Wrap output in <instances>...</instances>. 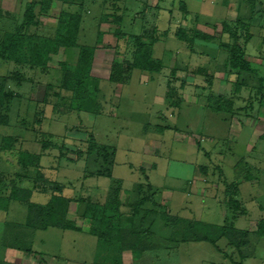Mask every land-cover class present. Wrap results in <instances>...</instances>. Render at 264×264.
<instances>
[{
    "label": "rangeland",
    "instance_id": "374dc122",
    "mask_svg": "<svg viewBox=\"0 0 264 264\" xmlns=\"http://www.w3.org/2000/svg\"><path fill=\"white\" fill-rule=\"evenodd\" d=\"M34 1L39 0H0V37L23 22L25 10L29 3ZM143 1L145 6L140 11V2ZM158 1L160 0H148V2L147 0H53L49 10L45 9L40 14L39 33L48 36L54 35L55 31L50 28L56 29L62 12L82 14L83 21L78 38L80 44L92 46L97 44L96 33L100 29L108 34L105 40L104 37L99 42L101 49L97 57H94L96 62L93 60L97 73L91 74V77L83 81H81L83 76L76 78L77 73L70 77L72 82L78 80V87L86 92V96L79 97L78 100L74 99L77 88L71 89V84L67 86L63 84L65 69L61 65L65 63L69 68H75L73 66L76 65L79 55L77 47L67 49L65 55H53L47 67L48 71L0 60V82L15 93L9 105V124L0 123V142L3 136H12L15 138L16 150L21 148L31 153L44 154L40 160V169L45 178L65 185L63 195L73 199L68 204L66 218L75 225L86 230L89 228L88 200L100 205L106 204L107 215H118L121 212L122 227L142 230L140 233L126 234L122 238L128 243L139 240L140 235L138 254L135 255L134 251L127 249H123L118 254L112 253L110 248L109 251L107 249L109 242L99 240L98 236L86 230L52 226L35 230L23 226L22 231L19 227L10 231V227L6 226L4 221L23 223L27 217V206L22 202L12 201L8 213L0 212L2 219L0 264H264V236L260 237L255 233L251 234L249 244L243 245L240 252L229 247L226 239L219 242L222 251L206 241L173 239L177 237L175 230L180 231L186 224L180 222L177 227L165 225L160 216L157 213L150 214L151 211L147 214V218H142L148 209L153 211L157 208L151 201H144L139 208L136 207L137 200L143 199V196L137 195V183L134 182L139 179L146 181L148 176L149 180L154 182L155 202L159 204L166 199V193L169 194L171 191H174L173 194L180 200L185 197L184 201L178 202L179 207L171 206L170 210L168 208L171 215L186 220H202L218 224L224 223L225 217H222V212L225 204L219 203L217 198L224 199L226 189H230L233 182H237L240 189L238 202L245 208L246 213L238 218H230L229 222L234 221L237 228L252 231L255 229V222L264 218V98L261 101L257 89L252 88L258 86L260 77L264 76V39H260L258 33L252 32L255 35L245 40V31L252 23L251 13L253 10H260L262 4L264 6V0H239L242 4L240 17L245 24L242 21L236 27L234 17L237 12L235 9L237 0H165L168 1L167 7L169 6L170 9L172 23L174 18L175 24H179L177 30L184 27V24L188 29L185 23L188 19L186 16L192 14L187 9L188 4L196 15L199 14L201 24L208 26L206 32L215 35L207 34L209 38L197 37L192 41L163 40L156 49L164 65L161 73L157 75L158 78L154 79L163 84L161 89L160 86L158 87V91L164 90L170 80L175 82L176 86L173 87L175 92L168 99V103L172 105L171 103H175L177 99L176 103L181 104L182 92L185 89L182 90L180 86L185 87L189 77H197L195 86H199L198 91H201V88L207 89L209 76L212 74L214 80L216 75L217 78L219 77L215 69L216 65L225 78H221L220 81L213 80L216 87L213 90L209 88L202 94L218 95L219 83L225 86L229 83L234 89L229 87V93L224 96L231 98L235 94V85L237 86L239 82L241 89L235 94L234 113L230 118L227 114L215 112L211 108L201 113L195 109L197 107L194 103L181 108L178 117L173 118V112H168L171 106L156 102L152 94L155 90H151V93L149 89L152 86L142 85L143 81L139 83L137 80L139 75H135L131 82L136 89L132 90L131 87L123 89L121 96L112 99L111 107L101 99L107 93L106 84L112 82L110 80L112 63L114 61L121 63L130 59L134 50V41L132 42L130 37L127 42L116 44L115 29L119 26L114 16L123 15L121 28L124 32L136 33L137 22L139 24L144 19L149 21L152 20L150 16L154 19L158 15L159 11L153 6ZM138 11L140 16L137 14ZM36 12H39L38 7ZM144 15L146 17H143ZM259 15L262 17L255 19V22L261 23L264 21V13ZM224 22L230 24L232 31L237 30V36H240L238 42L244 46L246 57L257 68V74L237 73L229 67V51L223 48L221 43H234L236 39L224 28ZM243 25H246L245 29L241 27ZM262 33L264 36V30ZM166 48L178 52L175 61H172L173 55L171 51H166ZM201 50L203 53L200 52ZM175 64L178 65L176 69H171ZM190 64L199 67L188 70ZM199 68H205L207 73H200ZM128 74L125 69L121 74V81H127ZM248 77L251 79L247 80ZM148 81V84L151 83L150 80ZM245 81L250 83L251 87L246 85ZM48 84L52 86L50 90L47 88ZM243 86L250 88L248 90ZM261 91L264 93L263 88ZM130 92L135 94L134 97ZM89 97L93 99L97 97V103L87 100ZM187 98L191 97L187 95ZM160 116L163 119H159ZM233 117L236 121L233 130L230 129L229 132L230 124L224 118L231 120ZM38 118H42L39 125L35 121ZM161 125H177L181 129L178 133L163 129L161 132L163 135L159 140L155 138L161 144L159 157L145 156L143 153L155 154L152 151L157 149L158 142L151 143L149 139L154 136L152 132L154 127ZM76 127L81 129L68 130ZM241 127L243 129L240 132ZM32 128H40L42 132L52 133L57 142H64L65 147L62 148L63 150L59 147L42 150L37 141L39 132L35 133ZM261 134L263 135L260 136ZM146 143L150 145L145 146ZM190 143L196 147V154L188 149ZM92 144H95L93 151L88 153V148ZM102 145L116 148L114 164L116 160L118 161L111 167L112 175L86 178L84 176L86 169L97 170L103 164L102 156L97 151V146ZM206 149L209 151V156L205 153ZM9 153V151H0V171L5 173L7 180H11L14 173L20 170L16 159ZM183 159H187L189 164H180ZM193 161L195 167H192ZM153 163L157 164L156 170L150 168ZM194 168H197L196 178ZM113 179H124L120 197L123 196L125 201L119 209L107 202ZM256 179L260 182L257 183ZM23 180L24 187L32 186V181L26 178ZM192 181L194 184L188 192H182V196L181 191H185L187 182ZM201 183H204L206 188H203ZM216 185L218 189L215 188ZM164 190L166 192H163ZM151 193L145 190V196ZM3 194L8 195V189H4ZM201 195L206 196L203 198L207 204L204 212L195 207L194 200L201 198ZM52 196L51 193L35 191L31 200L47 203ZM191 199L194 201L193 216L184 209L185 203ZM132 216H135V219ZM152 216H155L154 223L150 218ZM111 238L117 242L122 240L119 236H111ZM118 255L120 257H117ZM243 255L245 257H242Z\"/></svg>",
    "mask_w": 264,
    "mask_h": 264
},
{
    "label": "trees",
    "instance_id": "16d2710c",
    "mask_svg": "<svg viewBox=\"0 0 264 264\" xmlns=\"http://www.w3.org/2000/svg\"><path fill=\"white\" fill-rule=\"evenodd\" d=\"M53 0H39L29 3L27 9L24 13L23 22L14 30L5 32L2 37H0V60L13 61L17 64H25L35 68H42L48 71L47 67L50 65L52 56L57 54L62 48H75L79 49L78 60L74 69L69 68L65 63H61L62 67L65 69L63 73L64 85L69 84L71 89L77 88L75 100H78L79 97H85L86 92H83V89L78 87L77 81L72 82L70 80L71 76H74V73L78 75L76 78L81 77V81L85 78L91 77L92 74V65L93 60L96 54L97 47L99 42L103 39L104 32L102 30L97 31V44L95 45H85L78 42L80 29L82 26L83 16L80 13H70L62 12L58 19V24L55 29L53 36H48L42 33H39L38 28L41 25L40 14L46 10H49V7L52 6ZM38 7L39 12H36ZM117 15V16H116ZM114 20L118 23V28L115 29L116 44H121L123 41H128V38L133 42L134 41V50L132 52L131 58L125 61L112 63V71L110 75V80L113 82H119L122 79L121 74L126 71L130 73L134 69L147 70L149 72H159L163 69L164 65L161 59H158L154 56L153 45L158 41L159 36L156 35V31H149L148 34L143 33L142 35L138 34H129L122 30L123 15L116 14ZM243 20L240 18L236 20L234 26L241 24ZM236 24V25H235ZM243 24L245 22L243 21ZM224 28L231 32L232 37H234V43H221V46L229 51V61L228 65L232 70H236L237 73L245 74H257V68L254 67L251 61L246 57V51L244 46H242L238 39L240 36H237V30H233L230 27V24L224 22ZM246 26V25H245ZM244 25L241 26L245 29ZM178 37L181 40L192 41L197 37L200 38H209L210 36L204 33H201L195 29H186L185 27L180 28L178 31ZM190 33V34H189ZM155 34V35H154ZM246 41L250 38L249 29L245 31ZM131 42V43H132ZM176 69V68H175ZM174 69V70H175ZM198 71L202 74H206L207 70L205 68H199ZM232 73V71H231ZM66 78V79H65ZM251 79L250 77L247 80ZM214 80V76L211 74L209 76V86L211 87ZM260 83L258 86L252 87L257 89L260 94V100L263 101L264 93L261 91L264 90V76L260 77ZM80 81V80H79ZM70 82V83H68ZM244 84V82H243ZM246 85H249L245 81ZM251 87V84H250ZM48 90L52 88L51 84L47 85ZM241 89L240 83L237 82L235 85V94ZM47 91V89H46ZM174 88L170 87L168 92V99L174 94ZM235 94L233 97L228 98L224 95L210 94V108L223 112L230 116L234 113V101ZM15 93L13 90H10L4 83L0 82V123L9 124V105L13 101ZM169 101V100H167ZM8 102V105L6 106ZM252 104V102H249ZM174 104V103H173ZM253 105V104H252ZM2 106V107H1ZM6 108V109H5ZM74 108V107H73ZM5 109V110H4ZM42 118L35 119L37 124H41ZM33 129V128H32ZM81 129L80 127L69 128L68 130ZM39 132L38 142L41 145L42 150L64 148V142H57L53 137L52 133L42 132L40 128L33 129ZM92 137V136H91ZM15 138L12 136H3L0 142V151H9L15 159L17 164L20 167L22 172L16 171L11 180L5 178V173L0 171V212L8 213L10 210V204L12 201H19L24 203L27 206V217L23 223H17L15 221H4L6 226L10 227V231L19 227L20 229L25 227L33 229H47L48 227H58L61 229H73V230H86L81 226L75 225L70 219L66 218L68 204L72 201V198H68L63 195V190L65 185L54 180H50L44 177V173L40 169V160L42 158V153H31L28 150H23L19 148L16 150V145L14 143ZM95 144L90 145L88 148V153H91L92 148ZM63 150V149H62ZM98 153L102 156L103 164L100 165V169L97 170H85V177L90 176H111V167L114 164V156L116 155V148L113 146H97ZM29 179L32 181V186H21L23 179ZM250 179V177H249ZM122 180L113 179V182L109 189V195L107 198L108 203H112L116 206L117 209L124 205L122 198L120 197L122 188ZM136 193L137 195L143 196L139 198L136 203V207H140L144 201H151L152 204L157 208L156 210L148 209L146 214L142 216L145 218L149 211L150 214H156L160 216L162 222L165 225H172L177 227L178 223L184 222V225L181 230H175L177 237L173 239H180V241L194 240V241H206L211 243L217 250H221L219 242L222 239L227 240V245L233 249H236L240 252L243 245H248L250 236L252 233H255L257 236H264V218L256 222V228L254 230H246L237 228L233 222H229L230 218H238L242 214L246 213L245 208L241 206V203L238 202L239 195V184L233 182L230 189H226V197L222 202L225 204L226 216L224 218V223H208L202 220H186L176 215H171L166 206L155 202V193L154 187L151 184L149 177H146V181H140L136 184ZM8 189V195L3 194V190ZM145 190L152 192L150 195L145 196ZM37 192H46L51 193L53 196L51 200L47 203H38L32 201L33 193ZM75 199V198H74ZM88 216L87 222L89 228L86 231H89L90 234L99 237V240L103 242H109L107 249L112 250V253H120L123 249L132 250L134 254H138L141 241V236L139 235V240L133 242H125L122 238L126 234H131L135 232H142V230H134L132 227L125 228L120 225L121 221V212L118 215H107L106 213V204L100 205L97 202H92L88 200ZM164 209V210H163ZM167 209V210H166ZM239 209V210H238ZM133 217V216H132ZM155 216H152L151 220L154 223ZM123 218V216H122ZM147 218V217H146ZM150 218L148 219L150 222ZM135 219V216L133 217ZM0 220H2L0 218ZM132 223L134 221L132 220ZM152 227V226H151ZM184 229V230H183ZM179 231V232H178ZM116 233V234H114ZM119 233H121L119 235ZM181 234V235H180ZM122 235V236H121ZM179 235V238H178ZM111 236H119L122 240L117 242L111 238ZM176 241V240H175ZM123 242V243H122ZM110 246V247H109ZM135 254V255H136ZM120 255V254H119ZM117 257H120V256ZM229 256L228 254H226ZM241 257V256H240ZM242 257H245L243 255ZM241 257V258H242ZM232 259V258H231Z\"/></svg>",
    "mask_w": 264,
    "mask_h": 264
},
{
    "label": "crops",
    "instance_id": "0c3cea01",
    "mask_svg": "<svg viewBox=\"0 0 264 264\" xmlns=\"http://www.w3.org/2000/svg\"><path fill=\"white\" fill-rule=\"evenodd\" d=\"M260 1H262V0H260ZM147 2H148V0H147ZM144 3V1L143 2H140V5H141V7H140V11H142L141 10V8H144V6H145V4H143ZM158 3V4H157ZM156 3V5H153V6H156V8H155V10H158L159 11V13H158V15H156L155 16V18L153 19L151 16H150V18L152 19V20H143L142 22H139V24H138V22L136 23V26H135V29L137 30V32L136 33H131V34H138V35H142L143 33H145V34H148L149 33V31H152V30H155L156 31V35H158L159 36V39H158V41L153 45V52H154V56H157V57H159V55H158V53L159 52H156V49H157V47H158V45L160 44V43H162V41L164 40V41H167V40H175V39H179V37H178V30H177V28H178V25L177 24H175V21H174V18H173V23H172V19H171V13H170V9L167 7V4H168V1H158ZM262 3V2H261ZM236 7H235V9L237 10V12H236V15H235V17H234V19L235 20H238V19H240L241 17V2L239 1V0H237L236 1ZM187 6H188V10L190 11V13H192V14H189V13H187V14H189L188 16H186V17H188V19H186L185 20V23L187 24L186 25V27L189 29V30H191V29H195V30H198V31H200L201 33H206V34H210L211 36L213 35H215V34H213V33H209V32H206V30L208 29V26H204V25H202L201 24V21H200V17L198 16L199 14H197L196 15V13H194L193 12V10L190 8V6L187 4ZM191 9V10H190ZM252 9V8H251ZM253 9H254V7H253ZM152 10V9H151ZM154 10V9H153ZM169 11V13H168V11ZM257 10V9H256ZM253 10L252 11V13H251V18H250V21L252 22L251 24H250V26H249V33H250V37L253 35H255V34H252V32H256V33H258L259 34V37H260V39H264V36H263V33H262V31L264 30V21H262L261 23H259V22H255V19H257L258 17H262V15H259V14H261V13H264V6H263V4H262V8L260 9V10ZM140 11H138L137 12V14H138V16H140ZM263 11V12H262ZM167 15V16H166ZM143 17H146V15H144ZM242 19V18H241ZM48 20H50V18H48ZM259 20H262V19H259ZM184 27H185V24H184ZM50 29H52L53 31H55V29L52 27V28H50ZM101 30V29H100ZM103 30V29H102ZM251 31V32H250ZM108 34H105L104 33V36H103V38H104V40L106 39V36H107ZM155 35V34H154ZM252 36V37H253ZM96 39H97V33H96ZM179 40H181V39H179ZM182 41V40H181ZM125 41H123V43H124ZM99 47L97 48V50H96V56H95V58L97 57V55L99 54V49H101L100 48V45H98ZM168 48V47H167ZM166 48V51L167 50H169V51H171V54L173 55L172 57H173V59H172V61H175V59L178 57V52L176 51V50H174L173 52H172V50H170V49H167ZM67 49H69V48H62L57 54L58 55H65V51L67 50ZM201 53H203V51L201 50L200 51ZM192 53V52H191ZM163 55V54H162ZM191 57H192V55H190ZM95 58H94V62H96V60H95ZM161 57H159V59H160ZM76 65H74L73 66V68L75 67ZM175 66V67H174ZM178 65H173V67H171V69H175L176 67H177ZM95 67V64H93V66H92V75H94L95 73H97L96 72V69L94 68ZM197 67H199V66H195V67H193V66H191V64L190 65H188V70H190V69H194V68H197ZM228 68V67H227ZM215 69L217 70V74L219 75V77L217 78V75H216V78H215V80L214 81H216V79H219V81H220V79L221 78H225V76L222 74V72H219V70H218V66H216L215 65ZM226 70H228V69H226ZM138 71H141L140 72V74H136V73H138ZM162 71V70H161ZM161 71H159V72H149V71H147V70H141V69H134L131 73H130V75H129V77L127 78L128 80L127 81H119V82H108L106 85H107V87L105 88L106 90H107V93L105 94V97H103V98H101L104 102H107V105L109 106V107H111L112 105H111V103L110 102H112V99L114 98V97H117L118 95L119 96H121V93L123 92L122 90L123 89H125V88H127V87H129V89H130V87L132 88V90H134V89H136V87H134V84H132L131 82L134 80V77H135V75H139V77L137 78V80H139V83H140V81H143L144 83H141L142 85H145V86H152L149 90H150V92H151V90H155L152 94H154V96H153V99L154 100H156V102H159V103H164V104H168L169 106H171V107H173V108H169V110H168V112H173L172 113V117L173 118H175L176 116L178 117V115H179V112L181 111V108H183L184 106H188L189 104H191V103H194V106L195 107H197V108H195L197 111H199V112H201V113H205V112H207L208 111V108H210V101H209V95L210 94H208V95H203L202 94V92H204L205 90H207L208 91V89L209 88H211V90H213L214 89V87H216L215 86V83H212V85H211V87L210 86H206V88L207 89H205V88H201V91H198V88H199V86H195L196 85V83H197V81H195L196 80V78L197 77H189L190 79H188L187 80V83H186V85H185V87H183V86H180L181 88H182V90H184L182 93H183V95L181 96V98H182V103L181 104H179V103H176L177 102V99L175 100L176 102L173 104V103H171L172 105H170L169 103H168V92H169V88L170 87H175L176 86V83L175 82H172L171 80L169 81V82H167V86H166V88L164 89V90H159L158 91V87L160 86V89L163 87V84L162 83H160V82H158V81H155L154 79H157L158 78V74L159 73H161ZM197 74V73H196ZM188 78V77H187ZM136 80V81H137ZM148 80H150V82L151 83H149L148 84ZM190 81V82H189ZM220 85L218 86V88H217V90H218V92H219V94L218 95H224V94H226V93H229L228 92V90L230 91V88H233L234 89V86H229L230 84L229 83H226V85L227 86H225L224 84H222L221 82L219 83ZM154 85V86H153ZM245 85V84H244ZM249 86H250V84H249ZM247 87V86H243V87H247L248 88V90H249V88L250 87ZM230 87V88H229ZM108 88V89H107ZM138 88V87H137ZM225 92V93H224ZM205 93V92H204ZM199 94H201V96H199ZM234 94V93H233ZM130 95L132 96V97H134V95L135 94H133V93H131L130 92ZM187 95L188 96H190L191 98H187ZM217 95V96H218ZM87 100H93V101H95V104L97 103V101H98V99H97V97H95V99H93V98H91V97H89ZM190 109V108H189ZM191 110V109H190ZM192 110H194V109H192ZM213 110V109H212ZM213 111H215V110H213ZM215 112H219V111H215ZM111 113L114 115V113H113V111H111ZM223 113V112H222ZM228 118H230V116H228ZM159 119H163L161 116L159 117ZM225 120H227L228 122H229V132H230V129H232L233 130V124H234V121H236V119H234V117L231 119V120H228L227 118H224ZM157 122H159V120H157ZM232 123V124H231ZM240 127V126H239ZM146 128H148V127H146ZM168 129L169 131H174V133H178V131H180V127H178L177 125H173V126H155L154 127V131H152L154 134V136H152L150 139H149V142H155V141H157L158 142V140H159V138H160V136H162L163 135V133H161L162 131H163V129ZM242 127L239 129V131L241 132L242 131ZM263 134H261L260 136H262ZM158 138V140L157 139H155V138ZM153 138V139H152ZM193 139V138H192ZM190 142L192 141V140H189ZM193 142V141H192ZM194 143V142H193ZM196 144V143H195ZM150 144H148V143H146L145 144V146H149ZM189 146H188V149L191 151V152H193L194 154H196V147L194 146V145H192L191 143L190 144H188ZM160 146H161V144L158 142V144H157V149H155L154 151H152V152H155V154H152V155H148V154H146V153H143L145 156H150V157H153V156H155L156 158L157 157H159V154H158V151H160ZM214 147H216V146H214ZM205 149V148H204ZM207 150V149H206ZM184 151H185V148H184ZM209 151L207 150V152H205L206 153V155L207 156H209V153H208ZM38 153H40V152H38ZM117 153V152H116ZM44 156V155H43ZM42 156V157H43ZM162 155H160V157H161ZM41 160H42V158H41ZM144 160V159H143ZM193 160H195V158L193 157ZM118 160H116V162H117ZM116 162H115V164H116ZM124 163V162H123ZM180 164H189V161L187 160V159H183L181 162H179ZM115 164H114V166H115ZM156 163H153V164H151L150 166V168H154L155 170H156V167H157V164L155 165ZM131 167V166H130ZM192 167H195V163H194V161H193V163H192ZM140 168H143V167H140ZM195 170H194V177L196 178V176H197V168H194ZM122 180H124V179H122ZM141 181V179H139V181H134L135 183H139ZM151 181V180H150ZM253 181V180H252ZM152 183V185L154 186V182L153 181H151ZM256 182L258 183V182H260L258 179H256ZM112 184V183H111ZM194 184V182L192 181V182H187V188L185 189V191H181V194H182V192L184 193V192H188L189 191V189H190V187L192 186ZM201 185L203 186V188H206V185H204V183H201ZM21 186H24L23 185V183H21ZM111 186V185H110ZM218 185H216L215 186V188L216 189H218V187H217ZM200 187V186H199ZM168 189H169V187H168ZM215 189V190H216ZM163 192H166V190H164ZM173 192L174 191H171V193H169V194H167L166 193V199L163 201V206H166L167 208H169V210L170 209H172V207L171 206H173L174 208H176V207H179V204H178V202L179 201H184L185 200V197H182V199L180 200L177 196H175L174 194H173ZM204 192H206V190L204 191ZM199 193V191H197V194ZM182 196H183V194H182ZM190 196H192V194L190 195ZM187 197H189V196H187ZM206 196H204V195H201V198H198V199H196V200H194L195 201V207H196V209H200L201 211H206V208H207V204L205 203V201H203V200H205V199H203V198H205ZM240 197V196H239ZM202 200V201H201ZM122 201H125V199L123 198V196H122ZM194 201L191 199L190 201H188V202H186L185 203V206H184V209H187L188 210V212H190V216H193L192 215V213H193V206H194ZM217 201L219 202V203H222V201H223V199L222 198H217ZM182 204V203H181ZM181 207H183V204L181 205ZM208 211V210H207ZM226 216V209H224V211L222 212V217L224 218ZM2 220H0V222H1ZM7 221H9V220H7ZM256 222H255V224H254V228H256ZM23 230V228L21 229V231ZM254 230V229H253Z\"/></svg>",
    "mask_w": 264,
    "mask_h": 264
}]
</instances>
